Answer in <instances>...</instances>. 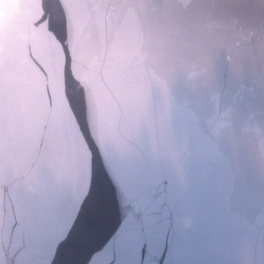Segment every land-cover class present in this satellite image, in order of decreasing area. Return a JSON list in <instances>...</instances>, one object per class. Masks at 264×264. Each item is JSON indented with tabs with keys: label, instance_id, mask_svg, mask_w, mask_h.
Returning a JSON list of instances; mask_svg holds the SVG:
<instances>
[{
	"label": "water",
	"instance_id": "water-1",
	"mask_svg": "<svg viewBox=\"0 0 264 264\" xmlns=\"http://www.w3.org/2000/svg\"><path fill=\"white\" fill-rule=\"evenodd\" d=\"M0 264H264V0H0Z\"/></svg>",
	"mask_w": 264,
	"mask_h": 264
}]
</instances>
